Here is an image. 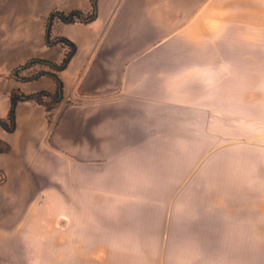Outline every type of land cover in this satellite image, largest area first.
<instances>
[{
	"label": "rangeland",
	"instance_id": "rangeland-1",
	"mask_svg": "<svg viewBox=\"0 0 264 264\" xmlns=\"http://www.w3.org/2000/svg\"><path fill=\"white\" fill-rule=\"evenodd\" d=\"M128 45L54 109L20 264H264V5H167Z\"/></svg>",
	"mask_w": 264,
	"mask_h": 264
},
{
	"label": "crops",
	"instance_id": "crops-1",
	"mask_svg": "<svg viewBox=\"0 0 264 264\" xmlns=\"http://www.w3.org/2000/svg\"><path fill=\"white\" fill-rule=\"evenodd\" d=\"M98 15L88 22L63 23L56 19L52 37L75 43L67 66L58 72L64 83V102L99 98L108 81V62L115 66L123 56L124 43L130 49L140 42L155 40L157 29L167 26V5H264V0H97ZM92 0H0V117H7L11 93L39 91L54 93L56 80L49 65L33 63L44 59L62 62L70 46L47 43V17L53 11H92ZM200 25L197 30H203ZM116 71L113 69L112 73ZM52 122L46 108L35 100L17 107V127L9 132L0 126V139L11 151L0 153V264H20V227L14 219L25 214L24 205L35 194L37 175L59 176L58 146L54 149ZM58 120V113L55 114ZM58 145V144H57ZM14 203V204H13ZM14 208H11L13 207ZM16 205V206H15ZM91 261L90 254L83 255Z\"/></svg>",
	"mask_w": 264,
	"mask_h": 264
},
{
	"label": "trees",
	"instance_id": "trees-1",
	"mask_svg": "<svg viewBox=\"0 0 264 264\" xmlns=\"http://www.w3.org/2000/svg\"><path fill=\"white\" fill-rule=\"evenodd\" d=\"M92 11L90 13H85L82 10H73L71 12H62V11H53L47 17V43L49 45H54L58 42L66 43L70 46V50L65 54L62 62L59 64L49 62L44 59H32L28 64L21 66L15 70V74L33 63H43L49 65L51 71L42 70L38 74L51 75L57 82L58 88L54 93L48 91H39L33 94H25L19 90H15L11 93V107L7 117H0V126L5 128L7 131L12 132L17 127V107L20 103L28 100H35L37 103L43 105L47 112L49 121L52 122V111L64 100V83L60 78L58 72L64 69L71 56L74 54L76 50L75 43L63 37H52V26L56 19L60 20L63 23H74V22H84L88 23L94 20L98 15V3L97 0H92ZM11 151V145L0 139V153H7Z\"/></svg>",
	"mask_w": 264,
	"mask_h": 264
}]
</instances>
